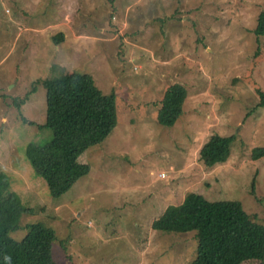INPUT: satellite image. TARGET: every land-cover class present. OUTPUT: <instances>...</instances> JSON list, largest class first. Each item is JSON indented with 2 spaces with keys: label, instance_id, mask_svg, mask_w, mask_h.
<instances>
[{
  "label": "rangeland",
  "instance_id": "rangeland-1",
  "mask_svg": "<svg viewBox=\"0 0 264 264\" xmlns=\"http://www.w3.org/2000/svg\"><path fill=\"white\" fill-rule=\"evenodd\" d=\"M263 9L264 0H0V206L16 194L34 211L21 226L54 228L59 264H190L195 233L152 223L194 193L238 201L264 228V156L253 157L264 149V40L253 34ZM72 73L115 94L118 124L78 156L89 173L57 198L25 148L52 138L42 81ZM176 83L188 91L183 113L162 126L159 102ZM213 135L235 140L224 164L206 168L200 150Z\"/></svg>",
  "mask_w": 264,
  "mask_h": 264
},
{
  "label": "trees",
  "instance_id": "trees-1",
  "mask_svg": "<svg viewBox=\"0 0 264 264\" xmlns=\"http://www.w3.org/2000/svg\"><path fill=\"white\" fill-rule=\"evenodd\" d=\"M264 40V9L253 30ZM60 40L64 35H59ZM57 42V40L55 39ZM260 51H257L258 56ZM39 84V82L37 83ZM46 90V126L52 131L49 142L26 145L25 156L35 173L43 178L54 197H62L89 173L87 164L77 158L87 149L101 144L118 124L115 94H104L87 74H61L41 83ZM35 90L33 89L31 94ZM31 94L14 102L19 110ZM264 107V92L258 91ZM188 97L181 84L171 85L159 102L157 121L171 127L183 113ZM22 123H30L21 117ZM235 138L210 136L200 150V161L206 168L224 164ZM264 156L256 148L254 159ZM25 207L16 194H11L0 206V264H59L54 256L57 233L45 222L35 221L21 226ZM157 233L186 235L195 233L197 248L190 264H244L264 262V228L259 226L238 201L209 202L200 194L189 195L181 206L168 207L152 223ZM22 231L19 240L12 235Z\"/></svg>",
  "mask_w": 264,
  "mask_h": 264
}]
</instances>
